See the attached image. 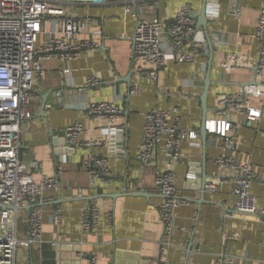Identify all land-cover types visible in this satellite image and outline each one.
Wrapping results in <instances>:
<instances>
[{
    "label": "crops",
    "instance_id": "obj_1",
    "mask_svg": "<svg viewBox=\"0 0 264 264\" xmlns=\"http://www.w3.org/2000/svg\"><path fill=\"white\" fill-rule=\"evenodd\" d=\"M57 2L68 14L80 19L88 17V37L95 31L100 36L92 38L95 48L76 61L66 64L49 59L42 63L43 76L35 86L36 97L30 105L32 118L20 125L19 159L26 164L36 161L40 172L47 176H54L60 166L59 190H46L43 194L42 248L21 250L17 260L23 264H85L78 258L96 256V264H157V243L163 227L156 209L160 195L153 187V180L156 171L166 166L158 154L154 164L140 167L136 154L144 116L155 109L170 110L178 105L181 126L198 134L195 142L199 145L185 140L180 161L171 166L176 174L177 199L182 204L175 211L176 232L165 264H214L221 253L241 264H264V221L225 216V211L234 205L232 190L236 174L221 171L215 165L221 155L248 163L257 174L250 187L251 195L257 206L264 208V108L258 122L239 127L235 144L225 145L222 139L209 134L203 144L200 98L206 77L203 71L208 57L206 43V55L193 63L167 61L158 72L157 85L140 81L133 71L130 85L139 86L137 92L129 93L126 84L132 69V36L139 21L156 17L169 26L185 4L191 5L198 16L203 0H160L155 10L148 12L144 10L146 5H138L142 9H133L130 14L116 4ZM263 3L264 0H215L213 4L208 0L206 4L210 14L207 29L213 45L207 120L214 118L219 97L232 94L253 80L258 53L254 31ZM232 10L238 17L230 14ZM196 32L205 42L203 29ZM162 41L169 52V38L164 35ZM232 54L246 57L253 66L223 72L221 63ZM64 69L69 73L62 74ZM91 75H97L105 84L84 88L85 80ZM90 102H114L122 109L114 129L108 130L105 122L90 119L83 109ZM173 120L171 117L170 122ZM75 123L84 130L81 141L98 144L91 148L77 147L70 155H60L58 151L65 149L62 131ZM116 129L122 132L121 144ZM112 136L115 139L111 140ZM89 156L107 160L111 173L107 184H96L89 189L88 175L82 167ZM40 172L33 173L36 181ZM203 176L215 186V191L202 196L196 189ZM78 193L81 198L77 197ZM86 203L96 205L100 211L94 234L84 233L80 227V214ZM54 209H59L62 215L59 226L52 223ZM19 231L24 238L26 227L22 219Z\"/></svg>",
    "mask_w": 264,
    "mask_h": 264
},
{
    "label": "built area",
    "instance_id": "obj_2",
    "mask_svg": "<svg viewBox=\"0 0 264 264\" xmlns=\"http://www.w3.org/2000/svg\"><path fill=\"white\" fill-rule=\"evenodd\" d=\"M57 1L0 0V264H23L17 260L21 250L27 252L32 248H42L43 194L46 190L59 189L57 177L61 171L60 166L54 176H47L40 172L36 161L26 164L19 159L20 125L32 118L30 105L36 97L35 86L43 76L42 63L49 59L66 64L76 61L95 48L92 38L100 36V32L95 31L88 37V17L80 19L68 14ZM82 1L122 5L125 13L130 14L133 9H142L138 5H146L144 10L148 12L155 10L160 0ZM230 14L238 17L234 10ZM195 16L191 5L185 4L178 9L169 26H165L156 17L139 21L132 36L130 61L132 71L140 81H147L155 86L158 72L165 67L167 61L178 64L193 63L206 55L205 42L198 37L195 30ZM256 24L254 38L258 53L252 72L254 84L249 83L232 94L219 97L214 118L206 121L207 133L222 139L225 145L235 144L239 127L243 123L258 122L264 108V3ZM164 35L170 40L169 52L163 45ZM252 66L246 57L235 54L229 55L221 63L225 73ZM67 73L68 69L62 70V74ZM104 84L97 75H91L85 80L84 88ZM138 88L137 85L131 87L130 93H136ZM81 91L82 89L79 90ZM253 100L256 105H253ZM83 109L91 120L105 122L108 130L114 129L122 115V109L114 102H90ZM180 111V106L177 105L170 110L155 109L147 113L136 154L140 167L154 164L158 154L166 166L164 170L156 171L153 180V187L160 195L156 209L163 227L157 243V264H165L171 238L176 232L175 211L182 204L177 199L176 174L171 166L180 161L181 146L185 140L191 141V145H199L195 142L198 134L181 126ZM171 117L174 119L172 122ZM83 132L79 123L62 131L66 142L74 148H91L98 144L92 140L81 141ZM215 165L221 171H233L236 174L232 190L234 205L225 211V216L253 217L264 221V208L257 206L250 192L252 182L257 179L252 167L224 155L215 160ZM82 167L88 175L89 189L96 184L105 185L111 179L105 158L89 156L82 162ZM35 171L40 172L38 181L34 179ZM206 189L214 192L215 186L209 184ZM77 197L81 198V193ZM99 217V208L86 203L80 214L81 230L94 234ZM21 219L26 227L24 238L19 235ZM51 219L55 226L61 224L62 215L59 209L53 210ZM81 260L85 264H96L97 257L89 256ZM214 264L241 263L221 253L216 256Z\"/></svg>",
    "mask_w": 264,
    "mask_h": 264
},
{
    "label": "water",
    "instance_id": "obj_3",
    "mask_svg": "<svg viewBox=\"0 0 264 264\" xmlns=\"http://www.w3.org/2000/svg\"><path fill=\"white\" fill-rule=\"evenodd\" d=\"M207 3H208V0H203V4L201 7L200 14L198 16H195V20H196L195 30L198 31L200 28L203 29L204 36H205V43H206L207 50H208L207 63H205V65L203 66L204 67L203 71L206 72V77H205V80L203 83V92H202V95L200 98L201 110H202L200 137H201L203 144H205L206 136L208 135V133L206 131V121H207L206 116L208 113V109L206 107V99H207V93H208L209 86L211 85V82L209 81L208 73H209V69L211 67V61L213 58V45H212L211 39H210L209 34H208V29H207V25H208V22L210 20V17L208 16L210 14L207 11V5H206ZM212 3L215 4V0H212ZM132 43H133V40H132ZM131 74H132V69H131L130 74L128 75V77L126 79V84H128L129 93H130V88H131V85H130ZM251 84H254V80L251 82ZM59 98L61 99V93H60ZM44 105H45V101L42 102V109L44 108ZM59 105L61 106V104H59ZM117 131H118L117 140H118L119 144H121L120 140L123 137L122 132L121 131L119 132V130H117ZM110 139L111 140L115 139V136L110 137ZM62 146L63 147L65 146V149H63V150L60 149L58 151V153L60 155H65V156L70 155L74 151V147L69 142H66L65 139L63 140ZM62 146H59V147H62ZM188 182H189V180H188ZM208 185H209V183L207 182V177L203 176L202 180L200 181V184L196 190L203 196V194L207 192L206 187ZM135 194H140V193L136 192ZM78 259L81 260L80 257Z\"/></svg>",
    "mask_w": 264,
    "mask_h": 264
},
{
    "label": "bare ground",
    "instance_id": "obj_4",
    "mask_svg": "<svg viewBox=\"0 0 264 264\" xmlns=\"http://www.w3.org/2000/svg\"><path fill=\"white\" fill-rule=\"evenodd\" d=\"M262 116V115H261ZM253 123H256V122H253ZM249 124V123H248Z\"/></svg>",
    "mask_w": 264,
    "mask_h": 264
}]
</instances>
